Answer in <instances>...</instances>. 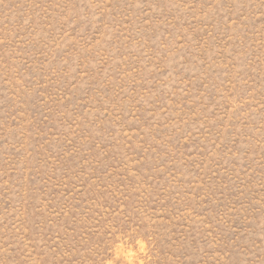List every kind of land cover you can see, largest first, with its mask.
Wrapping results in <instances>:
<instances>
[{
    "label": "rangeland",
    "instance_id": "374dc122",
    "mask_svg": "<svg viewBox=\"0 0 264 264\" xmlns=\"http://www.w3.org/2000/svg\"><path fill=\"white\" fill-rule=\"evenodd\" d=\"M0 264H264V0H0Z\"/></svg>",
    "mask_w": 264,
    "mask_h": 264
}]
</instances>
